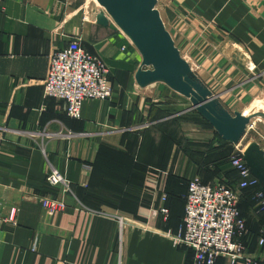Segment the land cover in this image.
<instances>
[{
  "label": "crops",
  "instance_id": "0c3cea01",
  "mask_svg": "<svg viewBox=\"0 0 264 264\" xmlns=\"http://www.w3.org/2000/svg\"><path fill=\"white\" fill-rule=\"evenodd\" d=\"M82 4L2 3L0 203L2 215L10 206L20 213L16 226L0 222V264H193L194 252L178 240L187 184L199 178L236 187L235 155L264 170V151L249 141L251 118L233 143L166 83L142 87L139 50L114 21L100 25V13ZM157 8L193 75L230 114L243 113L254 92H264V0H158ZM75 38L106 64L113 86L111 99L86 101L79 120L44 95L50 55ZM252 107L264 109L259 101ZM54 170L72 184L71 193L47 184ZM255 191L239 193L249 233L241 240L264 264L257 236L264 209L249 199ZM40 197L67 208L47 211ZM162 207L168 220L155 216ZM216 264L230 263L220 257Z\"/></svg>",
  "mask_w": 264,
  "mask_h": 264
},
{
  "label": "built area",
  "instance_id": "2783aa9c",
  "mask_svg": "<svg viewBox=\"0 0 264 264\" xmlns=\"http://www.w3.org/2000/svg\"><path fill=\"white\" fill-rule=\"evenodd\" d=\"M0 0V11L3 10ZM106 64L87 50L81 38L69 42L66 48L50 55L48 73L44 80V95L64 102L69 118H82L83 105L88 100L107 101L113 96V86L109 79ZM232 166L241 178L233 187L227 182L205 184L196 178L189 182L183 217V230L179 242L194 252L193 264H216L218 258L227 257L230 264H258L245 252L241 237L247 234L246 221L242 218L238 206L239 193L250 189L252 200L264 209V190L261 183L248 167L242 155L231 159ZM47 184L61 187L65 193H71L72 184L63 174L52 171L46 179ZM166 201V196L163 198ZM39 203L47 211H62L66 203L58 198L40 197ZM5 206L0 203V222L16 226L20 208L10 206L6 215H2ZM160 213L165 220L170 212L162 207ZM120 229L126 226L119 218ZM37 242L32 250L36 251ZM258 244L264 249V226L260 231Z\"/></svg>",
  "mask_w": 264,
  "mask_h": 264
},
{
  "label": "water",
  "instance_id": "95a60500",
  "mask_svg": "<svg viewBox=\"0 0 264 264\" xmlns=\"http://www.w3.org/2000/svg\"><path fill=\"white\" fill-rule=\"evenodd\" d=\"M114 18L122 32L132 39L143 57L142 68L136 75L142 87L164 82L191 100V109L199 112L227 141L238 143L243 137L250 118L244 114H230L220 103L219 96L204 87L193 75L189 63L183 59L170 33L166 30L157 0H98ZM97 22L108 25L105 14ZM146 68V69H143ZM252 174L264 185V170L244 158Z\"/></svg>",
  "mask_w": 264,
  "mask_h": 264
},
{
  "label": "rangeland",
  "instance_id": "374dc122",
  "mask_svg": "<svg viewBox=\"0 0 264 264\" xmlns=\"http://www.w3.org/2000/svg\"><path fill=\"white\" fill-rule=\"evenodd\" d=\"M83 3H84V5L82 4L81 6L89 7L88 10H90V9L93 8V12H95V13L99 12L100 14H105L106 17H107V19L110 18L112 21H114L116 23V21L114 20V18L108 14V12L106 11V9L99 4L98 0H83ZM80 4L81 3H79V5ZM157 7H158V0H157V6H156V9L158 10ZM89 12L92 13V11H89ZM109 21L110 20L108 19V22ZM164 25H165V23H164ZM117 26H118V24H117ZM130 39H129V41L133 44L132 39L131 40ZM254 93H255V96L261 95L262 97L260 96V97H258L255 100L254 99L255 96H251L248 99L249 101H247L246 105L243 106V107H241V110L243 111V113H241V114H244L245 115V112H247V115L246 116L249 117V118H251L252 125H251L250 133H249V141L251 140L252 143H255V142L258 143L259 146H260V148L264 151V109L261 108L259 110H256V109H254V107H252L253 104L255 102H258V101L261 104L264 105V92L259 93L258 91H256ZM189 102H190V104H192L191 103V100ZM235 110H236V108H233V111H235ZM188 186H189V182H188Z\"/></svg>",
  "mask_w": 264,
  "mask_h": 264
},
{
  "label": "trees",
  "instance_id": "16d2710c",
  "mask_svg": "<svg viewBox=\"0 0 264 264\" xmlns=\"http://www.w3.org/2000/svg\"><path fill=\"white\" fill-rule=\"evenodd\" d=\"M204 183V182H203ZM206 184V183H205ZM71 189H72V187H71ZM187 190H188V184H187V188H186V191L184 192L185 194L184 195H186V193H187ZM183 195V196H184ZM249 199H251V201L253 202V203H255L253 200H252V194L250 195V197H249ZM184 200V199H183ZM240 210V209H239ZM242 216V215H241ZM242 218H243V216H242ZM244 219V218H243ZM246 227H247V224H246ZM248 229V228H247ZM248 232V231H247ZM249 235V233L248 234H246V236L245 237H247ZM258 236V238H259V236H260V233L257 235ZM244 237V238H245ZM242 241V240H241Z\"/></svg>",
  "mask_w": 264,
  "mask_h": 264
}]
</instances>
